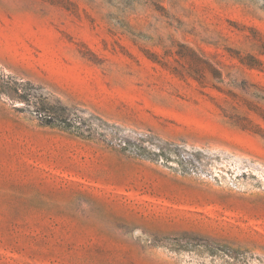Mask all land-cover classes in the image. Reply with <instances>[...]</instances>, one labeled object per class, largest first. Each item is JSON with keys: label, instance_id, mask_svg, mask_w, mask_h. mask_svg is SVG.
I'll return each mask as SVG.
<instances>
[{"label": "rangeland", "instance_id": "374dc122", "mask_svg": "<svg viewBox=\"0 0 264 264\" xmlns=\"http://www.w3.org/2000/svg\"><path fill=\"white\" fill-rule=\"evenodd\" d=\"M0 264H264V0H0Z\"/></svg>", "mask_w": 264, "mask_h": 264}]
</instances>
